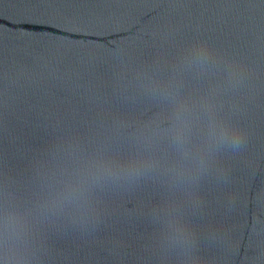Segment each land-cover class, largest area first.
Listing matches in <instances>:
<instances>
[{"label":"water","instance_id":"water-1","mask_svg":"<svg viewBox=\"0 0 264 264\" xmlns=\"http://www.w3.org/2000/svg\"><path fill=\"white\" fill-rule=\"evenodd\" d=\"M0 264H264V0H0Z\"/></svg>","mask_w":264,"mask_h":264}]
</instances>
